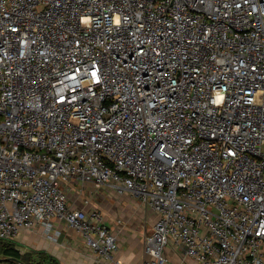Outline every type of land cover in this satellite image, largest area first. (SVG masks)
<instances>
[{
  "label": "built area",
  "instance_id": "obj_1",
  "mask_svg": "<svg viewBox=\"0 0 264 264\" xmlns=\"http://www.w3.org/2000/svg\"><path fill=\"white\" fill-rule=\"evenodd\" d=\"M73 185L156 214L143 264H264V0H0V240L111 262Z\"/></svg>",
  "mask_w": 264,
  "mask_h": 264
},
{
  "label": "crops",
  "instance_id": "obj_2",
  "mask_svg": "<svg viewBox=\"0 0 264 264\" xmlns=\"http://www.w3.org/2000/svg\"><path fill=\"white\" fill-rule=\"evenodd\" d=\"M89 189L88 196L83 197L78 192L75 193L79 204L72 206L86 211L98 209L105 224L116 234L119 248L108 264H143L147 259L144 238L152 232L157 221L156 214L130 194L120 196L106 190H97L93 186ZM85 200H89L90 204L87 205ZM60 228L63 234L56 241L48 240L42 229H37L36 232H22L16 239V247L21 252L24 251L22 253L44 252L59 264H99L81 234L65 225ZM165 255L168 264H199L186 258L182 250L173 246L166 248Z\"/></svg>",
  "mask_w": 264,
  "mask_h": 264
},
{
  "label": "trees",
  "instance_id": "obj_3",
  "mask_svg": "<svg viewBox=\"0 0 264 264\" xmlns=\"http://www.w3.org/2000/svg\"><path fill=\"white\" fill-rule=\"evenodd\" d=\"M12 241L0 240V264H59L53 257L44 252L28 251L22 253Z\"/></svg>",
  "mask_w": 264,
  "mask_h": 264
},
{
  "label": "rangeland",
  "instance_id": "obj_4",
  "mask_svg": "<svg viewBox=\"0 0 264 264\" xmlns=\"http://www.w3.org/2000/svg\"><path fill=\"white\" fill-rule=\"evenodd\" d=\"M89 188H91V186H85L84 188H82L80 185H73V186H72V191L70 192L71 199H72V200L70 201V204L73 205V206L78 205V204H79V200H78V198H76V197L74 196V194L77 193V192L81 193V191L84 190V193L82 194V196H83V197H84V196H88V194H89V192H90V189H89ZM95 202H96V201H95ZM12 242L16 244V240H15V241H12ZM16 245H17V244H16Z\"/></svg>",
  "mask_w": 264,
  "mask_h": 264
},
{
  "label": "water",
  "instance_id": "obj_5",
  "mask_svg": "<svg viewBox=\"0 0 264 264\" xmlns=\"http://www.w3.org/2000/svg\"><path fill=\"white\" fill-rule=\"evenodd\" d=\"M18 263H19V264H24V263H22V262H19V261H18Z\"/></svg>",
  "mask_w": 264,
  "mask_h": 264
}]
</instances>
